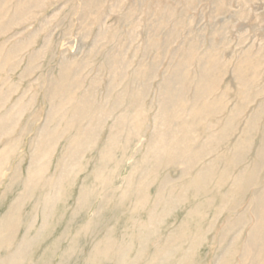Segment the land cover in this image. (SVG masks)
Masks as SVG:
<instances>
[{
  "label": "rangeland",
  "instance_id": "374dc122",
  "mask_svg": "<svg viewBox=\"0 0 264 264\" xmlns=\"http://www.w3.org/2000/svg\"><path fill=\"white\" fill-rule=\"evenodd\" d=\"M0 264H264V0H0Z\"/></svg>",
  "mask_w": 264,
  "mask_h": 264
}]
</instances>
